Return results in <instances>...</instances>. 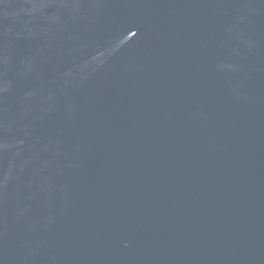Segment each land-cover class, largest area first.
Masks as SVG:
<instances>
[{"label": "water", "instance_id": "obj_1", "mask_svg": "<svg viewBox=\"0 0 264 264\" xmlns=\"http://www.w3.org/2000/svg\"><path fill=\"white\" fill-rule=\"evenodd\" d=\"M0 264H264V0H0Z\"/></svg>", "mask_w": 264, "mask_h": 264}]
</instances>
